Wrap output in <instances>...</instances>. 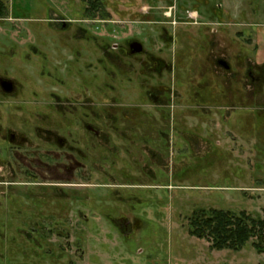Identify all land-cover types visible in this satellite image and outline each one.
Wrapping results in <instances>:
<instances>
[{
  "label": "rangeland",
  "instance_id": "1",
  "mask_svg": "<svg viewBox=\"0 0 264 264\" xmlns=\"http://www.w3.org/2000/svg\"><path fill=\"white\" fill-rule=\"evenodd\" d=\"M2 1L0 77L14 89L0 87V264H264L251 241L214 250L188 233L199 208L262 215L264 87L245 62L264 0ZM213 27L229 71L211 62ZM31 124L66 138L33 154L40 171ZM15 129L32 140L3 139ZM59 153L82 169L61 174ZM118 212L126 228L107 218Z\"/></svg>",
  "mask_w": 264,
  "mask_h": 264
},
{
  "label": "flooded vegetation",
  "instance_id": "2",
  "mask_svg": "<svg viewBox=\"0 0 264 264\" xmlns=\"http://www.w3.org/2000/svg\"><path fill=\"white\" fill-rule=\"evenodd\" d=\"M216 24L220 25V23H218V22H216ZM217 32H218L217 28H215V27L210 28V32H209L210 42L208 44L207 49L212 54L211 62L213 63V65L217 69H220V70H223V71H229V70H231L230 63L227 61L226 58H224L223 56H220L219 53L215 50V47H216V45L214 46L215 40H213L212 38L215 37ZM174 42H175V40H174ZM133 43L130 44L131 52L139 53V52H134L133 51V48H132ZM219 48H220V41H219ZM242 60L243 59L240 58L239 62H237V66L238 67L243 66V62H245V61H242ZM245 72H246L248 78L250 79V81L254 84V86H256L255 88L264 87V56H259L257 54V56L254 57V61L249 62V63L245 62ZM2 82L10 83V85H11L10 86V90L5 89V87L3 86ZM0 87H1V91H3V93L10 94V93H12V91L14 89V83L12 81H10L9 79H3V77H0ZM256 91H258L257 93H259L258 89ZM238 93L239 92H236L235 95H237ZM220 94L224 98H226V97L230 98L228 95H226V92L224 90H222ZM256 95H258V94L255 93V96ZM228 98H226V99H228ZM256 105L259 106V104H256ZM222 107H226V106H224V105L220 106L219 107V111L222 112V113H226L227 109L226 108L223 109ZM89 127H91V126H89ZM29 131H30L31 134L34 135V137H37L38 139H40V140H42V141H44L46 143L45 145H42V146L40 145L41 147H35V148H33V147H34V145L36 143L32 142L34 145L31 143L33 145L32 148H31L32 152H31V157H30L32 159V162L29 163V166L32 169L36 170V171H40V170L46 169V168H48V161L47 162H44V161L41 162L38 159V157H36V158L33 157V154H35V152L38 151V150H42L41 152H43V155L45 154L44 155L45 159H49L48 156H46V155L50 154L52 151L53 152L55 151V149H52L51 145H53V147H55V145L59 144V146H60V144H64L65 143L66 138L63 135H60V134L57 135L56 131H52V129H50L46 125H43L42 127H38L35 124H31V129ZM26 134H28L26 131L15 129V131L11 132L9 135H4L3 139L4 140H9V141H14V140L19 139V141H23V142L29 143L32 139L30 137H27L28 135H26ZM189 136L193 137L194 141L196 139H198V137L197 136L194 137V136H191V135H187V136L185 135L184 136V138L186 139V143L193 145L194 142L191 141ZM142 140L147 141L148 139H147V137L146 138L142 137ZM73 142H75V143L79 142L78 138L74 137V141ZM190 149H191L192 153L195 154L191 147H190ZM61 150H62V147L59 148L60 152H61ZM185 150L186 149H184V151ZM62 151H64V150H62ZM148 151H149V153L155 154V155H158L160 153L158 150L155 151V150H152V149H148ZM1 153L2 152H0V154ZM12 154L16 155V152L12 153ZM61 154L62 153H59L60 159L64 158L63 162L59 165V168L61 169V174L63 173L62 171H69L70 173H73V172L76 171V173H78V171L82 169L81 160H79L77 158L69 157L70 159L67 161V159H65L66 156L65 155L62 156ZM56 168H57V166H56ZM57 172L60 173V171H58V170H57ZM61 174H59V175H61ZM125 215L126 214H121V213L118 212V214L116 216H112V215H108L107 214V218L110 219L111 222L113 221L114 225H116V221L117 220H123L125 222V224L123 226L126 228V223L130 219H124Z\"/></svg>",
  "mask_w": 264,
  "mask_h": 264
},
{
  "label": "trees",
  "instance_id": "3",
  "mask_svg": "<svg viewBox=\"0 0 264 264\" xmlns=\"http://www.w3.org/2000/svg\"><path fill=\"white\" fill-rule=\"evenodd\" d=\"M102 0H88L90 9L99 8ZM6 5L0 0V16ZM188 233L205 239L214 250H241L251 241L253 248L264 253V208L262 215L253 217L245 210L234 212L222 208H199L188 218Z\"/></svg>",
  "mask_w": 264,
  "mask_h": 264
},
{
  "label": "crops",
  "instance_id": "4",
  "mask_svg": "<svg viewBox=\"0 0 264 264\" xmlns=\"http://www.w3.org/2000/svg\"><path fill=\"white\" fill-rule=\"evenodd\" d=\"M252 33H253L252 34L253 45L258 49L257 54L260 56L259 44L262 40H264V32H263V30L261 31V30L257 29L255 31H253ZM262 44H264V43H262Z\"/></svg>",
  "mask_w": 264,
  "mask_h": 264
},
{
  "label": "water",
  "instance_id": "5",
  "mask_svg": "<svg viewBox=\"0 0 264 264\" xmlns=\"http://www.w3.org/2000/svg\"><path fill=\"white\" fill-rule=\"evenodd\" d=\"M132 48L134 52H140L142 50V46L139 42H134ZM2 84L5 87V89L10 90V86H11L10 83L2 82Z\"/></svg>",
  "mask_w": 264,
  "mask_h": 264
}]
</instances>
